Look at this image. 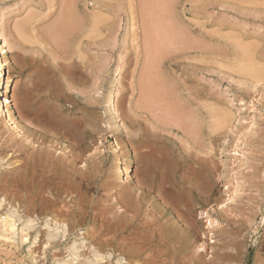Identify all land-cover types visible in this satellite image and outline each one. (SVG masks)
I'll list each match as a JSON object with an SVG mask.
<instances>
[{
  "label": "rangeland",
  "instance_id": "374dc122",
  "mask_svg": "<svg viewBox=\"0 0 264 264\" xmlns=\"http://www.w3.org/2000/svg\"><path fill=\"white\" fill-rule=\"evenodd\" d=\"M0 30V264H264V0H0Z\"/></svg>",
  "mask_w": 264,
  "mask_h": 264
},
{
  "label": "bare ground",
  "instance_id": "6f19581e",
  "mask_svg": "<svg viewBox=\"0 0 264 264\" xmlns=\"http://www.w3.org/2000/svg\"><path fill=\"white\" fill-rule=\"evenodd\" d=\"M62 19V18H61ZM63 21V20H62ZM162 22V21H161ZM164 25L166 24V23H164V22H162ZM169 23V22H168ZM162 24V26H164ZM161 25V24H160ZM167 27V26H166ZM163 28V27H162ZM168 28V27H167ZM68 30V29H67ZM166 30V29H165ZM169 31V30H168ZM62 32V31H61ZM167 34H168V32H167ZM175 34V33H174ZM169 35H172V34H168V37H169ZM163 36H166V34L164 35V33H163ZM175 37V36H174ZM173 37V38H174ZM230 37V36H229ZM164 38V37H163ZM163 38H162V40H163ZM165 38H167V37H165ZM172 38V37H171ZM232 38V37H231ZM239 40L240 39H238L237 41L239 42ZM237 41H235L236 43H237ZM164 42V41H163ZM235 43V44H236ZM239 44V43H238ZM237 45V44H236ZM240 46H241V44H240ZM239 45L237 46V47H240ZM10 47V42H8V38L6 37V35H4V33L2 32V30H0V123H1V121L2 120H4L6 123H7V126L8 127H10L11 129H16V130H19V131H22L20 128H19V126L17 125V123H16V121H15V118H14V115H15V113L17 112V111H15V109H14V107L13 108H11V99H10V93H11V88H10V79H7L8 77L5 75V70H6V68H7V62L2 58L3 56V53L4 52H7ZM243 55V54H242ZM241 54H240V60H241V58H243V56H242ZM239 57V56H238ZM244 59V58H243ZM242 59V60H243ZM236 61H238V60H236ZM240 62V61H239ZM238 63V62H237ZM241 63V62H240ZM239 63V64H240ZM246 63H248L249 64V62L247 61V62H245V64ZM251 64H249V65H247V66H250ZM237 66V65H236ZM240 66H244L245 67V65H244V63H242ZM238 67L236 70H238V71H240V70H242L244 73H252L253 75L257 72H255L254 70H259V65H255V66H258L259 68L257 69H255V66H254V68L253 67H248V69H247V72H245V70H246V68H242V67ZM246 66V67H247ZM234 68H235V66H234ZM261 69V68H260ZM242 71H240V72H242ZM242 72V73H243ZM262 72V69L260 70V73ZM258 74H259V72H258ZM262 74V73H261ZM260 74V75H261ZM257 75V74H256ZM259 76V75H258ZM111 99H110V103H111V107H112V111L114 112V114L117 116L118 115V111H117V107H116V101H115V95H112L111 97H110ZM110 105V104H109ZM4 122V123H5ZM21 133V132H20ZM22 134V133H21ZM117 146H119V145H117ZM119 164H120V162H119ZM56 166V165H55ZM122 166V165H121ZM121 166H118V169H119V173L121 174L122 172H123V170H122V168H121ZM126 172L127 173H130V170H131V165L129 164L128 166H127V168H126ZM63 172V171H62ZM58 175V174H57ZM122 175V174H121ZM54 176V175H53ZM62 176V175H61ZM65 177V176H64ZM62 178V177H61ZM53 179V178H52ZM51 179V180H52ZM50 181V180H49ZM13 214H15V212L13 213ZM15 216L17 217V214H15ZM12 223V222H11ZM30 224V223H29ZM30 226V225H29ZM59 227H63V228H65V225L63 224V225H61L60 226V224H59V226L57 225V228L55 229V231H53V232H51V233H49L48 235L50 236V237H55V236H57V234H58V229H59ZM60 230V229H59ZM132 248V247H131ZM72 251H75L76 250V247H75V244H73L72 245V247L70 248ZM160 249H162V248H160ZM164 251V250H163ZM168 251V250H167ZM160 252H162L161 250L159 251V259H161L162 258V253H160ZM110 256V252L109 253H102V252H99V251H96L95 252V259H94V263H100V261L101 260H104V259H106L107 257H109ZM168 256V255H167ZM176 256V255H175ZM166 257V256H165ZM165 257H163V258H165ZM169 257V256H168ZM148 258V257H147ZM151 258V257H150ZM153 259H154V257H152ZM162 258V259H163ZM167 258V257H166ZM177 258V257H176ZM164 260H166V259H164ZM169 260H171V258L169 259ZM157 261H158V258H157ZM160 261V260H159ZM162 261V260H161ZM163 262V261H162Z\"/></svg>",
  "mask_w": 264,
  "mask_h": 264
}]
</instances>
